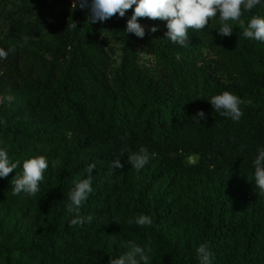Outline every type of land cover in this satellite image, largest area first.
I'll return each instance as SVG.
<instances>
[{
  "label": "trees",
  "instance_id": "1",
  "mask_svg": "<svg viewBox=\"0 0 264 264\" xmlns=\"http://www.w3.org/2000/svg\"><path fill=\"white\" fill-rule=\"evenodd\" d=\"M43 5L8 10L0 30V48L16 49L0 59V147L20 161L0 178V264H108L130 240L151 242L150 264H198L201 243L212 264H264V195L253 178L264 148V43L235 23L221 37L213 19L181 47L159 20H138L143 39L127 34L131 10L92 24L75 5ZM254 15L264 18V0L242 19ZM223 91L252 101L238 122L208 102ZM140 147L156 156L137 171L127 156ZM40 155L49 164L40 190L13 195L23 161ZM117 158L124 167L114 170ZM90 164L80 212L92 220L69 226L68 193ZM140 214L152 226L129 225Z\"/></svg>",
  "mask_w": 264,
  "mask_h": 264
},
{
  "label": "clouds",
  "instance_id": "2",
  "mask_svg": "<svg viewBox=\"0 0 264 264\" xmlns=\"http://www.w3.org/2000/svg\"><path fill=\"white\" fill-rule=\"evenodd\" d=\"M261 4V0H74L75 5L81 10H87L89 23H103L113 17L124 18L126 12L132 11L127 19L125 32L134 34L137 38L143 39L146 35L145 27L139 19L159 20L166 22L167 31L165 37L173 44L181 47L189 46V31L199 32L205 29L209 22L218 19L220 27L217 30L221 37H230L233 33L232 25L238 24L242 29V37L264 43V18L252 16L247 22L242 19L245 12H251ZM69 25L67 24V27ZM71 28L76 29V22L72 21ZM151 33L158 31L156 27L149 29ZM15 47L7 51L0 48V59H7L9 52H15ZM6 100L12 103L14 97L8 96ZM215 113L238 122L243 116L241 105H250L251 99L242 100L230 91H223L221 94L213 95L208 101ZM193 120L200 124L206 119L203 111H198ZM124 155V150L121 151ZM156 156L155 152H149L147 148L140 147L137 152H128V164L135 170H142ZM20 165V161L13 162L9 159L8 151L0 147V178H7L10 173ZM47 158L43 155L35 156L23 161L22 172L15 174L11 179L12 194L34 196L40 189L39 184L44 179V173L48 169ZM112 169H122L124 165L119 158L114 159L110 165ZM254 184L260 195H264V148L258 149V154L253 160ZM95 164H90L85 169L88 177L85 179L73 180V188L68 193V204L66 211L72 214L69 226L83 225L86 221L91 222L92 217L81 215L80 209L83 203L92 193L91 175ZM129 225L135 223L140 227L152 226V219L148 215L140 214L134 219L129 218ZM127 251L117 258H111L108 264H150L152 253L151 242L141 246L135 241H128L125 245ZM198 264H212L213 253L207 243H201L195 249Z\"/></svg>",
  "mask_w": 264,
  "mask_h": 264
},
{
  "label": "rangeland",
  "instance_id": "3",
  "mask_svg": "<svg viewBox=\"0 0 264 264\" xmlns=\"http://www.w3.org/2000/svg\"><path fill=\"white\" fill-rule=\"evenodd\" d=\"M45 1V2H43ZM44 3V7L50 10L53 13H59L62 10L71 7L74 0H0V30L2 27H5L6 13L8 10H15L18 7L30 8L31 6H37L38 3ZM165 22L162 21V25ZM139 54L145 58L143 50L138 48Z\"/></svg>",
  "mask_w": 264,
  "mask_h": 264
},
{
  "label": "water",
  "instance_id": "4",
  "mask_svg": "<svg viewBox=\"0 0 264 264\" xmlns=\"http://www.w3.org/2000/svg\"><path fill=\"white\" fill-rule=\"evenodd\" d=\"M198 159V155L195 154V155H191L190 157L187 158L186 162L188 164H194Z\"/></svg>",
  "mask_w": 264,
  "mask_h": 264
}]
</instances>
